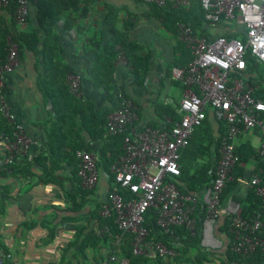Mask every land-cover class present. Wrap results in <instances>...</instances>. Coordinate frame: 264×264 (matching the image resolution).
Masks as SVG:
<instances>
[{"label": "trees", "instance_id": "obj_1", "mask_svg": "<svg viewBox=\"0 0 264 264\" xmlns=\"http://www.w3.org/2000/svg\"><path fill=\"white\" fill-rule=\"evenodd\" d=\"M100 1L33 0L36 19L43 32L42 37L32 27L22 32L17 31L15 14L18 0H9V6L6 9H0V67L7 59L9 36H12L18 44L20 60L24 59L27 52H32L40 57L43 73L38 82V88L42 93L45 106H50L52 112V114L48 113L50 118L46 124L49 127L46 129V138L41 153L33 162H29L26 158L22 159L21 163L11 165L5 172L13 169L16 176L32 177L34 174L30 167L34 164L45 171L44 175L40 177V182L61 185L55 177V172L61 168L62 161L71 165L74 168L72 172L74 192L67 195L68 202L71 203V210L78 212L87 205L93 207L91 215L98 223V233L93 232L84 236L83 229L78 230L75 240L69 248L77 245L81 238L80 253H84L88 248L98 249V247L108 244L110 254L106 258L108 260L113 256L117 258L116 262L110 264H117L118 261L123 260L129 264H205L213 261V259H218L220 264H264V247H257L248 256L233 251L234 234L231 232L232 221L230 216L225 217L224 223L220 227V232L228 237L229 244L223 253L224 258L219 259L220 254L201 247L202 231L200 224L193 230L186 226H177L166 232L157 225V211L155 209H150L145 217V227L149 230L147 244L155 249V256L150 257L148 250L143 255L136 256L132 252L135 235L119 229L110 198H108L107 203L98 202L92 198L93 190L83 188L79 176L80 161L76 157V152L77 150H86L90 153V150L85 147L81 139V132H88L93 141L103 144L97 158V165L98 168L102 167L109 173L112 166L125 153L123 136L108 134V117L116 109L97 111L93 102L81 96H75L71 92L68 76L76 74V72L63 61L60 55L57 27L60 22H64L65 27L71 30L76 26L74 24L76 18L85 17L90 12L91 7ZM150 8V16L161 21L163 28L176 37L178 41L179 50L177 53L179 56L168 67L167 76L169 78H171L174 67L186 69L192 61L191 51L178 40L179 24L189 26L195 35L204 36L209 41L220 36L211 33V27L205 20L201 0H189L187 6L176 7L174 2H168L164 7L152 4ZM121 13L122 9L105 5L103 30L98 34L100 36H92L88 40V43L99 51L92 68L91 82L95 87L105 88L109 94L113 91L114 73L118 59H125L127 65L133 69L141 81L144 80L148 71V58L138 54L140 46L131 40L126 33V28L131 25L130 20L124 22L125 29L120 28ZM130 17L132 18L133 15L131 14ZM13 27L15 30L12 29ZM223 36L244 38L240 34H223ZM246 59V74L250 75L249 83L255 89L254 97L264 102V66L257 63L250 53L247 54ZM122 97L128 98L126 95ZM121 101L122 98L120 97ZM212 114L215 119L212 120L210 112H208L204 124L196 129L189 145L181 150L179 161L181 176L177 178V185L183 196H192L197 199L196 204L191 202L186 204L192 210L191 217L197 219V222L199 220L203 222L206 219L207 209L200 202L201 197L206 188L213 184L215 168L220 159L219 151L228 133L227 120L217 119L214 113ZM159 116L160 123H153L147 128L170 130L174 124L182 119L179 103L175 108L164 104L160 105ZM261 117L264 119V114ZM168 119H171V122H168ZM16 125V123L9 122L0 111V142H3L5 137L9 139L14 137ZM255 131L260 132L259 129ZM262 137L264 140V136ZM235 153L238 156V161L232 172V180L227 183L221 196V202L224 198H232L241 203L243 218L249 221L259 218L264 223L263 203L250 186L254 176H259L264 180V156L260 149L254 147L250 141L243 140V134H240L236 141ZM251 164H255V169L248 171ZM247 180L249 181L247 194L244 199H241L236 196L235 191L241 181ZM109 183V197L113 193H118L125 199L131 197L128 190L115 182L112 173H110ZM106 206H109L110 209L109 216L103 215ZM4 210L5 207L0 206V214L4 213ZM43 226L48 231L46 242L55 240L56 233L51 223L45 221ZM257 236L264 240V230L258 232ZM158 244L176 252V256H161L156 250ZM69 251L70 249L67 250V252ZM73 257H77L76 253ZM101 259V261L105 260V258ZM65 261L66 259L63 258L61 264ZM96 263L98 264L99 261ZM4 264L14 263L8 260ZM68 264H72V261H68Z\"/></svg>", "mask_w": 264, "mask_h": 264}, {"label": "built area", "instance_id": "obj_2", "mask_svg": "<svg viewBox=\"0 0 264 264\" xmlns=\"http://www.w3.org/2000/svg\"><path fill=\"white\" fill-rule=\"evenodd\" d=\"M137 2L164 7L168 2L175 6H187L189 0H135ZM205 20L213 35H220L209 41L195 35L193 30L179 24L178 40L191 51L192 61L188 68H174L173 78L182 83L185 93L179 104L181 121L170 130L153 128L139 129L136 125L138 111L130 98L121 96L122 101L108 117V134L123 136L124 155L114 164L111 172L115 182L131 193L125 199L118 193L110 195L112 209L116 213L121 231L135 235L132 252L136 256L147 251L149 230L145 227L146 214L150 209L157 211V225L166 232L177 226L195 228L192 210L187 203L196 204L197 199L181 194L177 178L181 176V150L189 145L197 128L204 124L208 112L217 119H226L228 133L220 148V159L215 168V179L202 195V205L207 209L209 221L219 218L221 196L232 180V172L238 161L235 153L240 134L259 129L264 136V102L254 97L255 89L246 74V57L250 55L264 66V0H201ZM9 0H0V9H6ZM33 0H18L15 14L17 31H24L29 25ZM215 30L222 31L221 33ZM223 34H240L244 38H227ZM6 62L0 67V111L13 123V117L6 98L7 77L20 64L18 44L8 37ZM126 63L125 59H119ZM252 77V76H251ZM71 92L81 96V78L77 74L68 76ZM171 122V119H168ZM5 155L0 157V174L15 164L17 159L27 156L31 139L24 128L17 124L14 137L3 138ZM264 156V141L260 148ZM80 161L79 176L83 188L93 190L100 182L101 174L96 157L86 150H77ZM250 186L261 199L264 208V180L254 176ZM103 215L109 216V206ZM231 232L234 234L232 249L237 254L248 256L257 247H264V240L257 233L264 230V223L256 218L249 221L242 216V208L232 210ZM156 250L163 257L176 256V252L162 244ZM13 262V256L0 250V264ZM116 257L98 264L116 262ZM117 264H129L118 261Z\"/></svg>", "mask_w": 264, "mask_h": 264}, {"label": "crops", "instance_id": "obj_3", "mask_svg": "<svg viewBox=\"0 0 264 264\" xmlns=\"http://www.w3.org/2000/svg\"><path fill=\"white\" fill-rule=\"evenodd\" d=\"M105 5L122 9L120 28L125 29L124 22L130 20L131 25L126 28V33L140 46L138 54L148 58V71L142 81L127 63H122L118 59L113 91L110 94L105 88L95 87L91 82L92 68L99 51L88 43L92 36H100L98 34L103 30ZM150 14V5L135 0H101L91 7L85 17L76 18L74 23L76 26L71 30L65 27L64 22H60L57 27L60 55L63 61L80 76L81 97L93 102L97 111H105L117 109L120 97L126 95L137 106L136 125L139 129L160 123V105L175 108L178 103L180 104L186 91L184 85L176 81L173 75L171 78L167 76L168 67L179 56L178 41L163 28L161 21ZM31 27L35 28L41 37L43 36L36 19L34 5L27 28ZM12 29L15 30L14 27ZM215 32L222 31L215 30ZM41 63L40 57L27 52L14 73L7 77L6 98L13 123L21 125L32 142L28 155L17 159L18 164L25 158L33 162L41 153L46 129L49 127L46 124L50 118L48 113L52 114L50 106H45L38 88L43 73ZM210 118L215 119L212 112ZM262 136L259 131L252 130L243 133V140L250 141L254 147L260 149L264 141ZM81 139L97 159L103 144L93 141L86 131L81 132ZM4 155L5 142H0V157ZM254 165L251 164L248 171H253ZM73 169L67 162H61V168L55 172V177L61 185L40 182V177L45 171L34 164L30 167L34 174L32 177L16 176L13 169L0 174V206L5 207L4 213L0 214V250L12 254L14 264H61L63 258L66 259L63 264H68L70 260L72 264H97L96 261L99 263L108 261L106 258L110 254L108 244L98 249L88 248L84 253H80L81 238L77 245L69 248L78 230L83 229L84 236L93 232L98 233V223L91 215L93 207L87 205L78 212L71 210L67 195L74 192ZM99 170L101 179L93 189L92 198L107 203L112 172L110 170L109 173L102 167ZM248 187V180L241 181L235 191L236 196L244 199ZM239 207L242 206L238 201L229 197L224 198L216 221H209L207 214L203 222L194 219L195 227L200 224L202 231L201 247L220 254L219 259L224 258L223 253L229 244L228 237L220 232V227L225 217ZM45 221L51 223L56 233L55 240L51 242H46L48 231L43 226ZM147 250L150 257L155 256V249L150 245L147 246ZM75 253L76 258L73 257ZM101 258L105 260L101 261ZM205 264H220V262L218 259H213Z\"/></svg>", "mask_w": 264, "mask_h": 264}]
</instances>
